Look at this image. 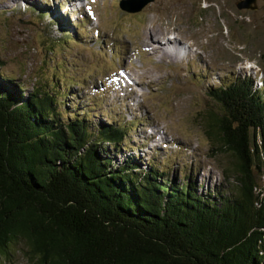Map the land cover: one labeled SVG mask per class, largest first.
Wrapping results in <instances>:
<instances>
[{"label": "trees", "instance_id": "1", "mask_svg": "<svg viewBox=\"0 0 264 264\" xmlns=\"http://www.w3.org/2000/svg\"><path fill=\"white\" fill-rule=\"evenodd\" d=\"M82 28L61 31L81 40ZM68 90L25 92L0 73V260L22 242L38 264H264V81L209 89L220 112L207 136L234 157L229 194H198L138 157L117 163L128 126L91 124Z\"/></svg>", "mask_w": 264, "mask_h": 264}, {"label": "rangeland", "instance_id": "2", "mask_svg": "<svg viewBox=\"0 0 264 264\" xmlns=\"http://www.w3.org/2000/svg\"><path fill=\"white\" fill-rule=\"evenodd\" d=\"M121 1L78 0L79 8L69 0H0V73L25 92L57 81L91 124H126L130 138L113 156L117 163L134 156L167 172L165 179H193L198 194L235 192L225 174L234 157L206 133V115L220 112L209 89L264 81V0L257 10H239L240 0H153L138 13L122 10ZM77 27L81 40L61 31L74 37ZM150 35L163 45L177 37L187 55L173 61L155 53L145 47ZM23 248L0 264H38Z\"/></svg>", "mask_w": 264, "mask_h": 264}, {"label": "bare ground", "instance_id": "3", "mask_svg": "<svg viewBox=\"0 0 264 264\" xmlns=\"http://www.w3.org/2000/svg\"><path fill=\"white\" fill-rule=\"evenodd\" d=\"M73 1H75V5L77 7L78 6H79V8L81 7L80 6L81 4L78 2V0H69V3L73 2ZM160 42L161 41H159V39L156 38L155 35H150V37L148 38V42H145V45H146L145 47L146 48H148V47L154 48L153 50H154L155 53H157L159 51H163L164 54L169 57L168 59H172L173 61H180V60L183 59V56L187 55V53L185 54V50H186V49H184L185 45L183 46L181 44V41L178 40L177 37H171V38L169 37L167 39V42L165 40L166 43L164 45L161 44ZM181 45L183 46V48H182V51H181V54H180V46ZM151 54H153V53L151 52Z\"/></svg>", "mask_w": 264, "mask_h": 264}, {"label": "water", "instance_id": "4", "mask_svg": "<svg viewBox=\"0 0 264 264\" xmlns=\"http://www.w3.org/2000/svg\"><path fill=\"white\" fill-rule=\"evenodd\" d=\"M153 0H123L120 3L122 10L129 13H138L141 12L150 2ZM137 2V4H135ZM138 2H141L140 4ZM258 0H240L237 2V8L239 10H257L258 9Z\"/></svg>", "mask_w": 264, "mask_h": 264}]
</instances>
